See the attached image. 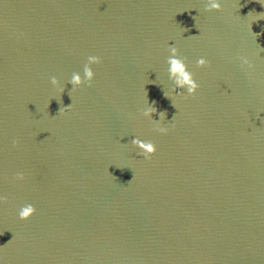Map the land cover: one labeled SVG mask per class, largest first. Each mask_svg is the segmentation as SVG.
Here are the masks:
<instances>
[{"label": "water", "instance_id": "95a60500", "mask_svg": "<svg viewBox=\"0 0 264 264\" xmlns=\"http://www.w3.org/2000/svg\"><path fill=\"white\" fill-rule=\"evenodd\" d=\"M209 3L0 0V264H264V4Z\"/></svg>", "mask_w": 264, "mask_h": 264}, {"label": "clouds", "instance_id": "9594fccd", "mask_svg": "<svg viewBox=\"0 0 264 264\" xmlns=\"http://www.w3.org/2000/svg\"><path fill=\"white\" fill-rule=\"evenodd\" d=\"M261 4H264V0H261ZM222 0H210V3L208 4L209 9H221L222 8ZM247 17L250 18L251 25L253 22L258 21L260 19H264V12H255L250 11L247 15ZM171 51L173 55L169 58V62L171 64V72L174 76L177 77V82L180 86L184 87L186 86L188 89V92L190 94L195 93L197 88L199 87L198 83L193 79V76L191 73L186 71L185 64L183 63L182 59L177 58V49L175 47L171 48ZM90 62H100V57L98 56H89ZM243 62L245 64H249V61L246 58H243ZM208 63L207 59L204 57H201L198 59L197 64L198 66H204ZM251 66V65H249ZM86 73V79H91L94 76V73L90 67H86L85 69ZM52 83L56 84L57 81L55 77L52 78ZM73 83L74 84H80L81 83V77L79 75H75L73 77ZM150 111L148 113H145V115H149ZM161 131L165 132L167 131L166 128L161 129ZM134 143L137 145H140L145 151L143 152V155L145 157H149L151 154H153L156 151V145L148 142L143 143L140 139L134 140ZM22 173L20 176L22 177ZM35 212V208L32 205L26 206L20 213L19 216L21 219H27L29 218L33 213Z\"/></svg>", "mask_w": 264, "mask_h": 264}]
</instances>
